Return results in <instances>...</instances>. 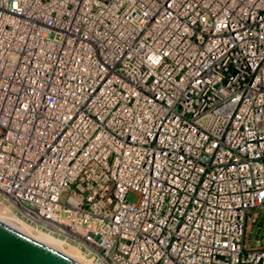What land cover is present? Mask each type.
Returning <instances> with one entry per match:
<instances>
[{"label":"built area","instance_id":"built-area-1","mask_svg":"<svg viewBox=\"0 0 264 264\" xmlns=\"http://www.w3.org/2000/svg\"><path fill=\"white\" fill-rule=\"evenodd\" d=\"M0 205L90 264H264V0H0Z\"/></svg>","mask_w":264,"mask_h":264},{"label":"water","instance_id":"water-1","mask_svg":"<svg viewBox=\"0 0 264 264\" xmlns=\"http://www.w3.org/2000/svg\"><path fill=\"white\" fill-rule=\"evenodd\" d=\"M0 264H81L0 220Z\"/></svg>","mask_w":264,"mask_h":264},{"label":"bare ground","instance_id":"bare-ground-1","mask_svg":"<svg viewBox=\"0 0 264 264\" xmlns=\"http://www.w3.org/2000/svg\"><path fill=\"white\" fill-rule=\"evenodd\" d=\"M0 220L18 229L24 234L36 238L37 240H40L48 244L49 246L67 254L68 256H70L71 258H73L74 260H76L81 264H90L87 261H85L86 259L83 255V252L79 248L71 245L70 249H66L65 246L67 245H65V242L59 237L51 236L43 231L34 233L33 228L27 222H23L20 218L17 217L16 214L11 212L9 208L1 205H0Z\"/></svg>","mask_w":264,"mask_h":264},{"label":"rangeland","instance_id":"rangeland-1","mask_svg":"<svg viewBox=\"0 0 264 264\" xmlns=\"http://www.w3.org/2000/svg\"><path fill=\"white\" fill-rule=\"evenodd\" d=\"M129 199L134 201L137 196L130 194ZM65 248L70 249V246ZM257 248H264V206L252 209L247 220L245 249Z\"/></svg>","mask_w":264,"mask_h":264}]
</instances>
